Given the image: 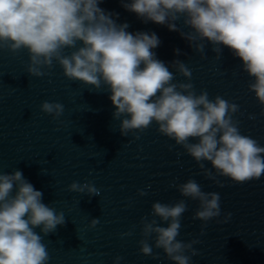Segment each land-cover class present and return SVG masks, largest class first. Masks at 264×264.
Returning a JSON list of instances; mask_svg holds the SVG:
<instances>
[{"label":"clouds","instance_id":"clouds-1","mask_svg":"<svg viewBox=\"0 0 264 264\" xmlns=\"http://www.w3.org/2000/svg\"><path fill=\"white\" fill-rule=\"evenodd\" d=\"M101 2L0 0V49L12 53L27 50L26 72L31 77L50 75L55 61L69 80L97 91L106 86L115 107L113 119L120 120L122 136L135 132V139H139V133L155 122L157 131L181 146L205 178L219 187L225 185L218 176L236 184L259 180L264 175V146L241 133L240 121L233 118L240 106L219 95L209 99L207 90L197 94L191 82L192 70L178 59L171 67L187 82H173L174 72L152 51L160 44L158 36L154 32H128L129 24H118L114 17L119 14L106 12L99 7ZM122 6L144 23L151 21L179 32L201 59L207 58L208 44L216 60L227 47L242 61V71L253 80L249 91L264 106V0H122ZM181 19L190 31L178 27L176 22ZM65 49L74 50L66 54ZM174 51L181 54L179 49ZM40 110L62 123V103L45 100ZM260 115L264 116V108ZM248 118L255 120L256 116L250 114ZM205 161L210 162L211 169L205 167ZM170 186L181 196L199 202L192 218L204 222L200 232L204 235L207 222L221 216L220 194L203 191L195 179ZM67 191L90 198L100 195V189L87 180L73 181ZM137 194L143 197L148 193L141 189ZM42 197L22 171L0 172V264H47L50 260L42 241L65 224V214L44 204ZM187 210L184 199L174 204L154 202L153 218L140 220V254L159 259V252L153 249H162L174 264H191L193 257L200 256L194 247L201 243L199 239H177ZM231 217L228 212L218 222L227 223ZM99 223V218H93L88 227L94 229ZM132 235V230L120 234L121 239ZM123 259L118 255L113 264Z\"/></svg>","mask_w":264,"mask_h":264}]
</instances>
